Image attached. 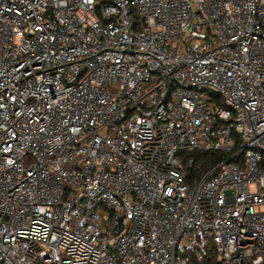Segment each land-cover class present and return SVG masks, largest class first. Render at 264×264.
<instances>
[{
    "label": "built area",
    "instance_id": "obj_1",
    "mask_svg": "<svg viewBox=\"0 0 264 264\" xmlns=\"http://www.w3.org/2000/svg\"><path fill=\"white\" fill-rule=\"evenodd\" d=\"M191 257L264 264V0H0V264Z\"/></svg>",
    "mask_w": 264,
    "mask_h": 264
},
{
    "label": "trees",
    "instance_id": "obj_2",
    "mask_svg": "<svg viewBox=\"0 0 264 264\" xmlns=\"http://www.w3.org/2000/svg\"><path fill=\"white\" fill-rule=\"evenodd\" d=\"M196 159V164L191 172L193 177L197 179L206 171L214 167L220 160L224 158L222 153L216 152H200L192 154ZM189 264H218L215 257H211L203 262H198L194 257L189 259Z\"/></svg>",
    "mask_w": 264,
    "mask_h": 264
},
{
    "label": "rangeland",
    "instance_id": "obj_3",
    "mask_svg": "<svg viewBox=\"0 0 264 264\" xmlns=\"http://www.w3.org/2000/svg\"><path fill=\"white\" fill-rule=\"evenodd\" d=\"M225 197H226V199H231V198H234V196H233V193H232V192H226V193H225Z\"/></svg>",
    "mask_w": 264,
    "mask_h": 264
}]
</instances>
